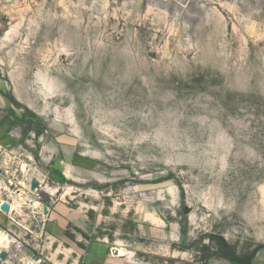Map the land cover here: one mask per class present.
<instances>
[{"label": "rangeland", "instance_id": "obj_1", "mask_svg": "<svg viewBox=\"0 0 264 264\" xmlns=\"http://www.w3.org/2000/svg\"><path fill=\"white\" fill-rule=\"evenodd\" d=\"M0 87V199L43 177L0 230L32 260L62 257L39 214L59 202L82 249L105 234L208 264L264 247V0H0Z\"/></svg>", "mask_w": 264, "mask_h": 264}, {"label": "crops", "instance_id": "obj_2", "mask_svg": "<svg viewBox=\"0 0 264 264\" xmlns=\"http://www.w3.org/2000/svg\"><path fill=\"white\" fill-rule=\"evenodd\" d=\"M9 103V99L0 92V112L1 108H5ZM13 134L8 131V128L5 123L0 121V155L1 157L10 156V152L7 149L10 146V142L12 141ZM7 171V170H6ZM8 172V171H7ZM43 180V177H41ZM18 202L21 201L24 197L22 194ZM21 203V202H19ZM39 202L34 201L33 205L36 206ZM57 203V202H56ZM15 203L13 204L14 209ZM64 203L59 202L57 204H53L51 208L48 209V214L46 217L48 219H52L54 224L58 227V230L55 228L52 231H47L48 236L50 238L58 239L61 238V243L57 245L56 250L59 253H62V257L60 254L56 256L52 253V257H49L50 261L53 264H159L151 261H147L145 259H140L139 257H135V249H130L125 247H120V242L112 241L110 244L109 239L106 238L105 234L102 236H96V239L91 241L90 245L85 246L83 249L80 247L82 244V240L80 238L81 234L84 230L83 225L86 223L84 220L78 217V211L75 208L69 207L68 209H64ZM5 212L0 210V219H4L7 221V226L9 229H12L14 225V218L12 216H7ZM11 217L12 219H8ZM74 224V226L79 227L81 230L72 229L69 230L70 234L75 236V239L71 238L66 232V229L62 227H66L69 223ZM5 237L8 239L5 246H0V251L3 249H8L9 247L14 246L15 240L18 238H9L7 233H3ZM42 234V232H41ZM39 233V235H41ZM20 234H17V236ZM55 240L48 241L46 249L53 248ZM80 245V246H79ZM55 248V247H54ZM120 249L126 250L125 252L119 251ZM9 250V249H8ZM10 251V250H9ZM23 254V260L16 264H41L37 260H32L33 255L27 251L21 250ZM11 259V258H10ZM71 260H73L71 262ZM3 262V261H2ZM6 264H12L11 260L5 261ZM208 264H238V262L233 261L227 258H217L210 259ZM249 264H264V247L260 248L253 259Z\"/></svg>", "mask_w": 264, "mask_h": 264}, {"label": "water", "instance_id": "obj_3", "mask_svg": "<svg viewBox=\"0 0 264 264\" xmlns=\"http://www.w3.org/2000/svg\"><path fill=\"white\" fill-rule=\"evenodd\" d=\"M54 168L56 170L63 171V165H62L60 158L56 159ZM41 186H42L41 181L38 178V176H33L31 179L30 190L33 192L35 190L40 189ZM1 210L5 213H9L11 210V204L8 201L3 202L1 205ZM44 214H48V206L47 205H44ZM9 257H10V252L8 249H3L0 251V260L6 261V260H8Z\"/></svg>", "mask_w": 264, "mask_h": 264}, {"label": "built area", "instance_id": "obj_4", "mask_svg": "<svg viewBox=\"0 0 264 264\" xmlns=\"http://www.w3.org/2000/svg\"><path fill=\"white\" fill-rule=\"evenodd\" d=\"M33 176H37V175H33ZM33 176H31V178H27V184H26V186H24V188L25 189H22L21 187L18 189V191L17 192H21L22 190V192L24 193V194H27L28 195V192H30V193H34V192H36L37 194H38V191H40L41 189H42V187H43V184H42V179H41V177L42 176H38V178L40 179V181H41V188L40 189H38V190H35V191H31L30 190V184H31V179H32V177ZM26 190H28V192H26ZM26 192V193H25ZM6 201H8L10 204H11V210H10V212L12 211V209H13V203H14V199L12 198V197H9V195L8 194H6V198H3V199H0V210H1V205H2V203L3 202H6ZM2 211V210H1ZM9 212V213H10ZM39 214H44V205H42L41 207H40V210H39ZM22 247H23V243L21 242V241H19V240H15V242H14V250H12V251H9L10 252V257H16L17 255H18V253H19V251L22 249ZM9 257V258H10ZM0 261H2V260H0ZM7 261V260H6Z\"/></svg>", "mask_w": 264, "mask_h": 264}, {"label": "bare ground", "instance_id": "obj_5", "mask_svg": "<svg viewBox=\"0 0 264 264\" xmlns=\"http://www.w3.org/2000/svg\"><path fill=\"white\" fill-rule=\"evenodd\" d=\"M8 195H9V197H12L14 199V202H16L17 200H19V198L21 197L20 196L21 193H18V192L14 193V194L13 193H9ZM6 237H5V235L4 236H0V245L1 246H5V244L7 243V240L8 239Z\"/></svg>", "mask_w": 264, "mask_h": 264}, {"label": "trees", "instance_id": "obj_6", "mask_svg": "<svg viewBox=\"0 0 264 264\" xmlns=\"http://www.w3.org/2000/svg\"><path fill=\"white\" fill-rule=\"evenodd\" d=\"M0 92H1L3 95H5L6 97H8L12 102H15V100H14V98L11 96V94L5 92L1 87H0ZM69 235H71V234H69ZM253 257H254V256H253ZM253 257H251V258L245 260L246 262H245V261H244V262H241L240 260H237V259H235V258H233V260L237 261L238 264H249L250 261L253 259Z\"/></svg>", "mask_w": 264, "mask_h": 264}]
</instances>
